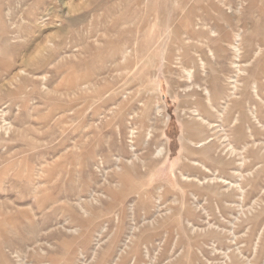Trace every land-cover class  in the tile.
Returning <instances> with one entry per match:
<instances>
[{
  "label": "rangeland",
  "instance_id": "374dc122",
  "mask_svg": "<svg viewBox=\"0 0 264 264\" xmlns=\"http://www.w3.org/2000/svg\"><path fill=\"white\" fill-rule=\"evenodd\" d=\"M0 264H264V0H0Z\"/></svg>",
  "mask_w": 264,
  "mask_h": 264
},
{
  "label": "bare ground",
  "instance_id": "6f19581e",
  "mask_svg": "<svg viewBox=\"0 0 264 264\" xmlns=\"http://www.w3.org/2000/svg\"><path fill=\"white\" fill-rule=\"evenodd\" d=\"M136 12V11H135ZM137 39V38H136ZM235 65V64H234ZM211 124V123H210ZM162 150V149H161ZM161 152V151H160Z\"/></svg>",
  "mask_w": 264,
  "mask_h": 264
}]
</instances>
